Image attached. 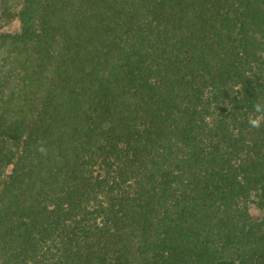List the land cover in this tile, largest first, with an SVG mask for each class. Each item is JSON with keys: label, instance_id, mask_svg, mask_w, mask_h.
<instances>
[{"label": "trees", "instance_id": "1", "mask_svg": "<svg viewBox=\"0 0 264 264\" xmlns=\"http://www.w3.org/2000/svg\"><path fill=\"white\" fill-rule=\"evenodd\" d=\"M262 114L264 0H0V264H264Z\"/></svg>", "mask_w": 264, "mask_h": 264}, {"label": "clouds", "instance_id": "2", "mask_svg": "<svg viewBox=\"0 0 264 264\" xmlns=\"http://www.w3.org/2000/svg\"><path fill=\"white\" fill-rule=\"evenodd\" d=\"M254 110L255 112L259 113L260 112V104H256L254 105ZM261 120H264V114L258 116L257 118L255 119H250L249 120V125L252 127V128H259L260 127V121Z\"/></svg>", "mask_w": 264, "mask_h": 264}]
</instances>
